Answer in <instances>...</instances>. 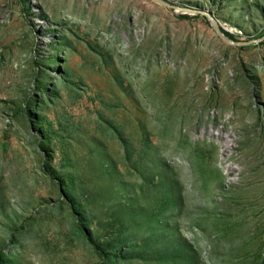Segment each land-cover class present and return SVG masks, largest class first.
Masks as SVG:
<instances>
[{
    "label": "rangeland",
    "instance_id": "1",
    "mask_svg": "<svg viewBox=\"0 0 264 264\" xmlns=\"http://www.w3.org/2000/svg\"><path fill=\"white\" fill-rule=\"evenodd\" d=\"M181 14L0 0V264H264V39Z\"/></svg>",
    "mask_w": 264,
    "mask_h": 264
},
{
    "label": "water",
    "instance_id": "2",
    "mask_svg": "<svg viewBox=\"0 0 264 264\" xmlns=\"http://www.w3.org/2000/svg\"><path fill=\"white\" fill-rule=\"evenodd\" d=\"M155 3L162 5L170 10H173L178 13L182 14H199L201 16H204L206 20L208 21L209 26L213 30V32L220 38L222 41L234 45V46H242V45H248V44H256L264 39V34L258 38L250 39V40H234L229 38L224 34L222 29H224L218 22V20L213 16V14L210 12V10L205 8H199V7H193V6H185L180 5L172 2H168L165 0H152Z\"/></svg>",
    "mask_w": 264,
    "mask_h": 264
},
{
    "label": "trees",
    "instance_id": "3",
    "mask_svg": "<svg viewBox=\"0 0 264 264\" xmlns=\"http://www.w3.org/2000/svg\"><path fill=\"white\" fill-rule=\"evenodd\" d=\"M182 16H186V14H181ZM205 20H206V18L204 17V16H202ZM222 31L226 34V35H228V33H226L223 29H222Z\"/></svg>",
    "mask_w": 264,
    "mask_h": 264
}]
</instances>
